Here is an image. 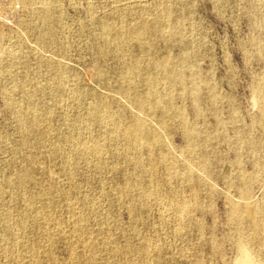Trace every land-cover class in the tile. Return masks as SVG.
I'll return each instance as SVG.
<instances>
[{
	"label": "rangeland",
	"instance_id": "374dc122",
	"mask_svg": "<svg viewBox=\"0 0 264 264\" xmlns=\"http://www.w3.org/2000/svg\"><path fill=\"white\" fill-rule=\"evenodd\" d=\"M122 24H141L142 40L114 46L104 29ZM135 59L160 79L155 91L127 70ZM160 60L178 67L175 79ZM257 84L264 0H0V264H231L230 210L244 195L264 205ZM21 106L44 121L41 133L31 121L19 127ZM136 117L158 145L124 148L112 124ZM35 156L33 179L18 183ZM136 157L143 182L129 192L142 198L152 180L161 190L140 219L117 192ZM172 199L189 204V217H176ZM260 235L250 248L264 262Z\"/></svg>",
	"mask_w": 264,
	"mask_h": 264
},
{
	"label": "bare ground",
	"instance_id": "6f19581e",
	"mask_svg": "<svg viewBox=\"0 0 264 264\" xmlns=\"http://www.w3.org/2000/svg\"><path fill=\"white\" fill-rule=\"evenodd\" d=\"M166 12L164 10H160V16L161 18L165 17ZM40 20L42 22H46L48 20V17L46 14L40 16ZM107 31L112 37V43L114 46H119L121 44L126 45V43L129 40H136L141 41L143 38V26L141 24L137 25H127L122 24L119 27H116L112 30L105 28L104 32L107 35ZM45 32H43L44 35ZM255 43L256 41L253 40ZM154 64L162 68L165 72V76L167 80L171 81L177 77V69L178 67L176 65L174 66H168L167 61L160 60V61H154ZM127 70L133 74H136L137 77L141 74L144 77V80L148 87L155 91L157 87L159 86L160 79L151 74V73H144L141 71L138 61L135 59L134 62L131 64L130 69L127 68ZM123 79V78H122ZM57 84L61 87L63 85V78L62 76L57 77ZM255 93L257 96V104L260 109L261 115H260V123L264 126V85L257 84L255 86ZM154 94V92H153ZM155 95V94H154ZM26 98L31 99L33 101V97H30V95H27ZM136 102L139 104L142 108H147L149 106L148 102L145 99L137 98ZM102 105L96 104L90 111H89V117L93 120H98L101 118V111H102ZM149 109V108H148ZM18 121H19V127L21 129L27 128V123L29 121L32 122V129L36 132L41 133L40 127L42 121L41 118L37 116V113L34 111H31V109L25 108L23 106L20 107L18 110ZM113 131L121 133L122 140H123V146L126 149H138L141 146H149L154 147L159 144V137L157 134L150 130V128L147 126V122L144 120V118L136 117L133 122L124 125V126H118L117 122H113ZM84 149L87 150L92 155H99L102 146L99 143L88 145V142L84 145ZM39 162L35 158L30 160L29 168L21 169L17 172L16 180L18 183H25L26 181H31L33 179L31 168H34ZM133 164L135 170H131V172L125 177V183L123 186L117 188V192L119 193L120 197L124 198L123 204L127 205V210L131 215L137 216L138 219H140L139 212L144 207H149L151 204L150 202H154L158 195H160L161 190L159 188V185L157 182L152 180V183L154 184L152 189L146 190L144 192V195L142 198H134L132 192H129L130 189H133V187L140 185L143 182V175L140 173V170L142 169V161L139 157H136L133 162L130 161V164ZM157 163V159H151L150 164L151 167L155 166ZM108 165V159L102 160L101 165ZM140 167V168H138ZM35 180V179H34ZM247 181H245V184ZM10 184V183H9ZM244 192L243 194L249 193V187L248 183L246 186H244ZM58 189H55L52 187L51 191ZM54 191V192H55ZM53 192V191H52ZM175 196V195H173ZM244 200L243 206H234L230 210V220L235 225V231H234V247L236 251V255L232 261L231 264H264L263 260L254 257L252 254V250L250 248V243L261 237L260 233L264 235L263 230V222H264V205L262 207H255L252 206L251 202L249 201V196L244 195L242 197ZM171 206L173 210L175 211L176 217L180 219H186L189 217L191 212V207L189 204L185 201H177L176 199H172ZM246 222L248 227L246 229L242 228V224ZM263 230V231H262ZM261 240L264 242V237L261 238ZM140 252L144 255L148 252V245L146 242L140 245ZM116 247H112V252H116ZM155 251L156 255L160 254L162 252V248L158 243L155 244Z\"/></svg>",
	"mask_w": 264,
	"mask_h": 264
}]
</instances>
